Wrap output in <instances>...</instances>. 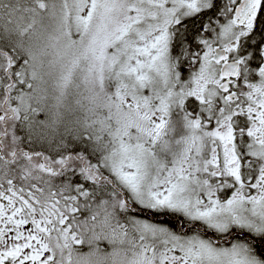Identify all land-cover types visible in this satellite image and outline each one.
Here are the masks:
<instances>
[{"label": "snow or ice", "instance_id": "obj_1", "mask_svg": "<svg viewBox=\"0 0 264 264\" xmlns=\"http://www.w3.org/2000/svg\"><path fill=\"white\" fill-rule=\"evenodd\" d=\"M0 264H264V0H0Z\"/></svg>", "mask_w": 264, "mask_h": 264}]
</instances>
